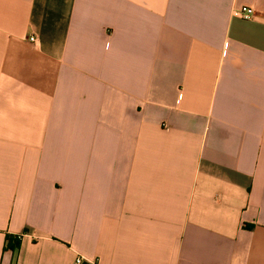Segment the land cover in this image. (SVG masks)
I'll list each match as a JSON object with an SVG mask.
<instances>
[{
    "label": "crops",
    "instance_id": "crops-1",
    "mask_svg": "<svg viewBox=\"0 0 264 264\" xmlns=\"http://www.w3.org/2000/svg\"><path fill=\"white\" fill-rule=\"evenodd\" d=\"M78 257L264 264V0H0V264Z\"/></svg>",
    "mask_w": 264,
    "mask_h": 264
},
{
    "label": "built area",
    "instance_id": "built-area-1",
    "mask_svg": "<svg viewBox=\"0 0 264 264\" xmlns=\"http://www.w3.org/2000/svg\"><path fill=\"white\" fill-rule=\"evenodd\" d=\"M234 15L237 16V17H240L242 19H245V20H252V19L255 18L256 12H255V10L253 8L244 6V7L240 8V9L235 10L234 11ZM29 41L31 43H36L37 40H36V38L34 36H31V37H29ZM23 236L24 235L21 234V235L16 236L15 238H16V240L20 241ZM82 261H83V258L82 257H78L76 259V264H81Z\"/></svg>",
    "mask_w": 264,
    "mask_h": 264
},
{
    "label": "trees",
    "instance_id": "trees-1",
    "mask_svg": "<svg viewBox=\"0 0 264 264\" xmlns=\"http://www.w3.org/2000/svg\"><path fill=\"white\" fill-rule=\"evenodd\" d=\"M8 245L7 248L14 250L15 248L19 247L20 242L16 240L13 236H8Z\"/></svg>",
    "mask_w": 264,
    "mask_h": 264
}]
</instances>
